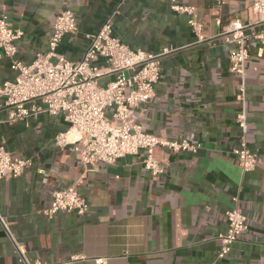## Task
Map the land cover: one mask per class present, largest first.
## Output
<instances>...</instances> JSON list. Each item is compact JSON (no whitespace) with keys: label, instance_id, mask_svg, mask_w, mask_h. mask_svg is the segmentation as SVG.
<instances>
[{"label":"crops","instance_id":"1","mask_svg":"<svg viewBox=\"0 0 264 264\" xmlns=\"http://www.w3.org/2000/svg\"><path fill=\"white\" fill-rule=\"evenodd\" d=\"M170 1L0 0V16L23 32L16 57L25 64L47 51L52 25L67 9L77 32L64 36L58 51L69 60L82 56L84 35L108 18L112 34L132 49H175L162 59L155 97L138 122L162 140L199 145L195 154L157 148L154 158L164 167L157 177L143 169L141 152L83 168L70 146L53 142L68 128L62 114L9 124L1 112L0 146L33 161L20 177L0 181V213L29 264H93L95 258L109 264H264V43L247 41L243 106L239 78L228 70L231 46L221 37L195 44L187 16L170 11ZM176 1L196 8L209 37L221 29L216 19L221 27L233 18L257 19L247 0ZM14 76L10 61L0 59V84ZM243 107L244 129L237 122ZM242 135L260 158L245 173L232 154ZM69 186L87 199V212L47 214L52 192ZM234 195L247 230L218 260L216 237L226 231L225 212ZM0 264H24L1 225Z\"/></svg>","mask_w":264,"mask_h":264},{"label":"built area","instance_id":"2","mask_svg":"<svg viewBox=\"0 0 264 264\" xmlns=\"http://www.w3.org/2000/svg\"><path fill=\"white\" fill-rule=\"evenodd\" d=\"M257 19L242 22L233 18L213 36L206 35L203 23L195 18L196 8L171 0L169 9L173 13L186 15L188 27L195 44H203L216 37L230 45L228 70L238 76V100L245 104V61L249 50V39L264 43V0H247ZM223 3L220 2L219 6ZM252 26L259 29L246 33ZM77 32V21L70 10L61 11L56 17L47 42V51L37 53L25 64L17 57L16 42L23 32L13 27L6 14L0 16V59H8L15 73L12 80L0 84V113H6L4 122L14 124L38 115L62 114L68 124L65 132L55 135L53 142L62 148L70 146L77 163L83 167L97 164H114L125 155L142 153L143 169L152 177L164 173L163 165L154 158L157 148L171 151L197 153L199 145L186 139L167 141L147 133L138 119L146 104L155 97V85L161 74L162 59L172 48L160 53H147L132 49L112 34L108 18L94 34L84 35L86 47L78 60H69L58 51L66 35ZM101 61V63H99ZM105 80L104 85L100 81ZM239 126L245 128L244 107L238 115ZM241 170L245 173L255 169L260 158L247 145L244 135L237 148L232 150ZM33 165L31 158H20L0 146V181L15 179ZM233 206L225 212L226 231L217 235L220 249L216 259L222 260L247 230V219L238 206V196L231 198ZM88 210L87 199L79 195L75 187L55 189L47 214L59 211L83 216ZM0 225L13 243L21 262L29 264L22 246L9 231L6 217L0 213ZM74 257L72 260H77ZM40 264V263H35ZM93 264H109L107 258H95Z\"/></svg>","mask_w":264,"mask_h":264},{"label":"rangeland","instance_id":"3","mask_svg":"<svg viewBox=\"0 0 264 264\" xmlns=\"http://www.w3.org/2000/svg\"><path fill=\"white\" fill-rule=\"evenodd\" d=\"M104 83H105V80H101L99 84L104 85Z\"/></svg>","mask_w":264,"mask_h":264}]
</instances>
